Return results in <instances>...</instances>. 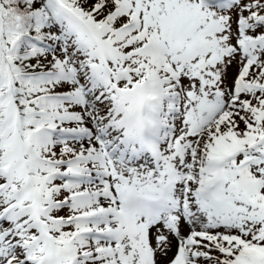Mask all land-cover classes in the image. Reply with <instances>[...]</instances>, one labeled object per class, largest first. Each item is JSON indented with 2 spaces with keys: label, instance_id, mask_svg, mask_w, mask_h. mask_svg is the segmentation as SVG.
<instances>
[{
  "label": "snow or ice",
  "instance_id": "6c2138e0",
  "mask_svg": "<svg viewBox=\"0 0 264 264\" xmlns=\"http://www.w3.org/2000/svg\"><path fill=\"white\" fill-rule=\"evenodd\" d=\"M0 264H264V0H0Z\"/></svg>",
  "mask_w": 264,
  "mask_h": 264
}]
</instances>
